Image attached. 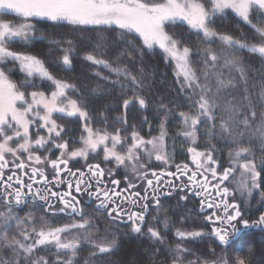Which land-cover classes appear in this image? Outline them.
I'll return each mask as SVG.
<instances>
[{
  "label": "snow or ice",
  "instance_id": "1",
  "mask_svg": "<svg viewBox=\"0 0 264 264\" xmlns=\"http://www.w3.org/2000/svg\"><path fill=\"white\" fill-rule=\"evenodd\" d=\"M226 10H231L251 25L259 40L249 43L231 34L218 32L213 25L217 18L226 14ZM254 12L264 15V0H0V13L18 18H0V250L6 246L13 253L11 260L0 258V264H79L78 257L85 245H91L92 251L84 264H93L91 257L110 255L117 247L116 233L105 229L103 237L98 235L99 229L94 228L92 220L85 214V208L81 206L83 197L95 201L96 211L106 213L114 223L130 224L131 231L138 234L143 231L146 217L153 211L159 213L166 210L162 198L176 191L181 193V200L188 199L189 193L200 197L201 211L212 210L204 219L220 225L211 231L222 244L228 243L229 229L233 232L237 230L238 219L247 226L249 221L242 219L240 206L230 202V198L234 200L230 187L224 185L239 169L240 178L236 183L241 193L251 195L254 189L261 188L264 173V80L254 101L248 90L246 68L238 56L226 53V50L244 49L264 58V27L252 23ZM40 21L79 28L93 26L119 30L121 36L132 37V40L126 41L132 50H136L133 43L136 37L148 49L158 46L165 58L176 62L180 88L182 91L190 90L187 99L193 102L195 108V112L179 113L183 124L181 135L196 145L198 126L208 124L215 128L216 110L219 108L221 137H230L238 145L234 152L229 153L230 166L218 171L215 145L210 144L206 145V151L198 150L197 146L188 147L195 169L185 163L175 164V170H171L173 157L167 151L166 119L160 123L159 135L148 139L132 125L131 143H128L129 135H121L122 132L128 133L127 127L116 128L113 132L106 127L94 129L87 104L69 95L76 92L74 84L57 78L37 55L12 49L15 43L30 44ZM185 24L198 35L202 34L204 40L210 43L219 41L224 46L218 51L211 48L206 50L202 75H198L193 67L191 48L182 46L181 41L169 32L171 26ZM52 43L63 53L57 62L70 68L74 58L73 41ZM62 44L67 47H60ZM103 46L100 44L97 48ZM221 55L224 56L222 65ZM84 59L116 77L110 80L109 75L102 76L98 70L96 75L101 79L119 85L122 90H133L131 97L123 99L122 107L125 110L133 103H138L141 108L147 107L146 99L136 91L144 87L142 74H134L119 62L114 66L104 58L102 51L86 53ZM8 62H12L13 66L18 65L25 74L20 84L11 78L12 69L6 66ZM224 67L238 73L243 82L244 96L240 102L224 100L221 95L230 87L237 86L234 77L223 78L221 69ZM37 78L41 82H50L53 90H39L41 84L35 82ZM29 87L37 90H22ZM257 104L262 106L258 121ZM166 107L161 103L162 110ZM61 114L78 116L84 121L86 135L80 137L81 147L70 150L69 141L63 139L65 128L57 122L58 118H62ZM117 122L127 125V119L123 116ZM142 123H148L147 117ZM241 126L245 131H237ZM246 133L249 146L240 143ZM254 142H258L262 150L259 163L251 146ZM118 146L123 150H118ZM101 147L103 162L114 161L117 169H125L123 187L120 179H105L106 173L108 177H114L112 169L102 168L101 163H87L89 154L99 155L97 150ZM53 150L59 154L52 159L47 154H39ZM25 153L26 160L31 164L21 159V154ZM8 156L13 158L12 170L5 178V170L9 167ZM75 158L85 160L86 171H73L69 167V161ZM153 161L159 162V170L152 167ZM46 165H50L51 179L45 172ZM129 169L133 174L131 177L127 175ZM61 185H66V189L53 190V186L59 189ZM29 196L33 204L37 200L44 201L53 217L65 213L79 219L57 226L44 215L37 221L31 211L21 217L16 209ZM54 202L61 207L57 208ZM221 211L222 215L219 214ZM163 223L167 227V219ZM254 223L264 224V214ZM13 229L18 232L19 238L16 235L9 238ZM147 234L151 239L163 243L161 232L155 227L149 226ZM176 236L181 240H195L202 238L203 233L177 229ZM41 251L43 254L37 255ZM184 251L180 245L176 246L172 264H184ZM49 254L54 258L50 259ZM188 264L196 262L188 261ZM222 264L229 262L224 259ZM236 264H246V261L237 258Z\"/></svg>",
  "mask_w": 264,
  "mask_h": 264
},
{
  "label": "trees",
  "instance_id": "2",
  "mask_svg": "<svg viewBox=\"0 0 264 264\" xmlns=\"http://www.w3.org/2000/svg\"><path fill=\"white\" fill-rule=\"evenodd\" d=\"M0 18L5 20H17L13 15L0 13ZM252 23L257 27H264V15L254 12L251 16ZM218 32L231 34L236 39L245 40L249 43L257 42L259 36L255 29L248 23L237 17L231 10H226V14L217 18L213 25ZM37 31L34 39L30 44L15 43L12 49L16 51H24L37 55L42 59L49 70L57 77L68 81L76 86V92L73 96L84 101L90 111L97 114L111 111V117L116 110V106L124 116L129 119L140 120L141 122L147 117L148 123L144 124L143 130L147 133L160 132V123L162 120L167 121V150L172 155L177 154V151L182 150L187 146L185 140L183 143L179 138L171 136L176 135L183 130V124L179 119L180 112H195L193 102L188 100V89L181 90L178 83V69L165 58V55L157 48L148 49L143 46L142 40L136 37L133 43L136 45V50H132L130 45L126 43L132 40L131 36H121L119 30L103 28H95L89 26L87 28H79L68 24H54L50 21H40L37 24ZM170 34H174V38L181 41V45L191 48V58L193 67L198 75L203 72V60L206 50L211 48L218 51L224 47L219 41L210 43L203 39L202 34H197L188 26L173 25L169 28ZM73 41L74 58L70 68H65L57 61L62 57L63 53L52 43V41ZM103 44V48H97V45ZM60 47H67L62 44ZM102 51L104 58L108 59L115 66L117 62L121 66H127L134 74H142L144 78V87L137 89L146 99L147 107L141 108L138 103H133L127 110L122 107L123 99L131 97L133 90H122L119 85H114L111 82L105 81L96 75L99 70L101 75H109L110 80H115L114 74H110L107 70L97 69L90 62L84 59L86 53ZM240 58L241 63L248 72V90L255 101L258 98L260 85L264 80V58L258 54H253L244 49L226 50L229 53ZM224 56L221 55L220 64L222 65ZM12 69L11 78L20 84L25 79V74L19 70V66H13L12 62L6 65ZM221 69L224 73L223 78L227 79L230 76L235 78L238 93L241 95V100L244 96V85L240 81L238 73L231 71L228 67ZM142 70V71H141ZM231 71V73H230ZM182 80V77L180 78ZM37 84H41L39 90L50 92L54 86L50 82H41L38 78L35 80ZM255 85V87H253ZM31 92L33 88L22 89ZM232 90V89H231ZM221 94H224L222 92ZM228 100L234 99L231 95ZM161 103L166 105V109L160 108ZM261 105H256L258 113L257 121L259 120V112ZM217 118L214 121L215 128H211L208 124L198 126L197 145L202 149H206V145L214 144V154L223 164L228 163V155L233 152L238 145L232 142L230 137L222 138L220 135V115L221 110H216ZM116 115V114H115ZM237 131H245L241 126ZM241 145L249 146L247 133L241 138ZM253 152L257 163H259L262 155L261 146L258 142L252 145ZM262 183L259 191L262 196L255 200L256 204L260 203L264 206V173L261 177ZM170 221L167 227L160 221H155L149 226L155 227L161 232L163 243L155 241L147 234L146 226L142 233L132 232L130 229H123L110 225L106 220L87 213L94 225L95 229H99L98 235H105L104 230L115 232L117 238V247L110 254L103 257H91L93 264H172L174 249L177 245L183 248L184 264L188 261H195L200 264L204 261L227 259L229 264H236L237 258L244 259L246 264H264V230H255L240 235L230 245L222 246L204 229L200 222V217L194 212L174 207L170 210ZM177 229L186 231H201L202 238L195 240L189 238L181 240L176 236ZM104 232V233H103ZM6 247V246H5ZM3 248L4 251L8 248ZM92 251L91 245H85L78 257L79 264H84L85 259H89V254ZM43 252H38L37 255H42ZM49 258L52 259L51 254ZM220 258V259H219Z\"/></svg>",
  "mask_w": 264,
  "mask_h": 264
},
{
  "label": "rangeland",
  "instance_id": "3",
  "mask_svg": "<svg viewBox=\"0 0 264 264\" xmlns=\"http://www.w3.org/2000/svg\"><path fill=\"white\" fill-rule=\"evenodd\" d=\"M155 48H157L160 52L163 53V51L161 49H159L158 46H156ZM167 59L169 61H171V63L177 68L176 62L174 60H172L171 58H167ZM223 69H226V68H223ZM230 73H231V71H230ZM223 92H224V94H221V95L223 96L224 100H228L229 96L231 95L234 99H236L235 102H240L241 101V95H240V93H238V89L234 90V88L230 87L229 89H227V90H225ZM69 95L73 96L71 93H69ZM73 98H78V97L73 96ZM116 108L117 109L113 111V113L116 114V115L115 114L113 115L114 117L110 116V115H112L111 111L102 112V113L97 114V113H95L93 111H90V109L88 108L89 113H90V115L92 117L91 126L94 129H97V128L104 129L106 127L109 132H113L116 128L127 127L128 130H129L128 133L122 132L121 135H129L128 143H131L130 132H131V126L132 125H135L136 129L138 131H140L141 135L144 136L146 139L150 138L151 136L159 135V132L147 133L146 131L143 130L144 124H142V122L140 120L136 121L134 119H129L126 116H124L123 112H120V110L118 109V106H116ZM122 116L126 117L127 125H123V124L117 122L118 118H120ZM61 117L62 118H58L57 119V122L59 124H61L65 128V131H64V133H62V136H63V139L69 141L70 150L73 149V148L81 147L82 143L80 141V137H81V135H86V133H84V130H83L84 129V121L81 120L78 116L67 117V116H63V114H61ZM30 131H34V129H30ZM181 132L182 131H179L176 135L171 136V137L181 139L182 143L185 140V143L187 144V146H186L187 148L185 147L183 150L186 151V153H187L186 155L189 157V159H191V155L186 150V149H188V147L197 146L198 150H201V151H206L207 150V149H204V148L202 149L197 144L193 145L191 143V141L186 140L181 135ZM41 134H45V133L42 132ZM166 145H167V139H166ZM118 150L122 151L123 149L120 146H118ZM97 152L99 153V155H96L94 153H90L88 161H92V160L99 161L106 168L112 169L113 172H117V173L122 172V175L125 176V174H126L125 173V169L123 167L117 169L116 166H115V162L114 161H112V162H103V149H102V147L99 148L97 150ZM169 155L171 156L172 154L169 153ZM214 157L217 159L218 171H222L224 167H229L230 166V163H229L230 157H229V155H228V158H229L228 159V163L226 165L223 164L215 154H214ZM73 160H77V161H80V162H85V160L82 159V158H75ZM175 164H177V163H175V161L173 160V166L172 167H174ZM157 166L160 167L159 162L153 161L152 167L155 168ZM194 167H195V165H194ZM127 175L130 176V177L133 175L131 173L130 169L128 170ZM239 178H240V170L237 169L236 173H234V177H230V180L228 182H225L226 185L228 187H230V189L232 191V197H234V199L238 200V202L240 203V205H242V207L245 210V212L255 211V212L261 213L262 211H264V206L261 203L259 205H257L256 202H255V200H257L258 198H260V196H262V193L259 191V189H254L252 191L251 195H249L247 192L241 193V191L238 189L237 183H236V180H238ZM180 195H181V193H178L176 195L177 198H174V204L175 205H173V207L178 205L179 202L183 201V200L180 199ZM165 209H166L165 211H161L159 213H156V215H157L158 221H160V223L164 224L163 221L165 219H167L168 224H169V221H170V213L169 212H170V210H169V207H166V206H165ZM255 230H264V229H262V228L251 229V231H255ZM104 232H105V230H104ZM102 235H100V236H102ZM12 256H13V253H12V250L10 248H8V250L6 249L4 251V253L2 251H0V258H3L4 260H11ZM217 262H219V264H222L223 259H221V260L204 261V262H202L200 264H217Z\"/></svg>",
  "mask_w": 264,
  "mask_h": 264
},
{
  "label": "flooded vegetation",
  "instance_id": "4",
  "mask_svg": "<svg viewBox=\"0 0 264 264\" xmlns=\"http://www.w3.org/2000/svg\"><path fill=\"white\" fill-rule=\"evenodd\" d=\"M187 148V147H186ZM184 149V148H183ZM180 150L177 151V154L175 155H171L173 157V160L175 161V163L177 164H185L187 163L191 168L195 169L194 164H192L191 159H189V157L186 155V151L185 150ZM187 150V149H186ZM39 154H41L42 156L47 154L49 156L50 159L55 158L59 153L57 150H53L51 153H44L43 151H41ZM172 154V153H171ZM186 155V156H185ZM26 156L27 154H21V159H25L26 163L31 164V162L26 160ZM9 159V167L8 169L5 170V178L7 175L11 174V170H12V160L13 158L11 156L7 157ZM16 163H19V161H16ZM86 162H80L77 160H70L69 161V167H71L73 169V171H75L76 169H81L86 171V168L84 167ZM87 163H101L99 161L96 160H92V161H87ZM101 167L106 168L102 163H101ZM157 170H159V166L155 167ZM171 170H175L174 167L171 168ZM30 171V169H29ZM45 172L46 174L49 175V179H51V175H50V165H46L45 166ZM19 174V172H18ZM114 177H108L107 173L105 176V179H111V178H116V179H120L122 181L121 187L124 186V175H122V172H114ZM25 180L27 181V177H25ZM215 183V181L213 182ZM37 186H42V185H37ZM224 186H227L226 183ZM66 189V185H61L59 189H56L53 186V190L56 191H62ZM231 190V189H230ZM0 191H2V189H0ZM180 193L179 191L174 192L171 196H166L162 198V203L164 204V206L169 207V210H171V208L173 207L174 204V198H177V194ZM175 195V196H174ZM212 195L214 196L215 193L213 192ZM219 199V198H217ZM199 200L200 197H197L191 193L188 194V199L183 200L181 202H179L178 205H176L175 207H179L181 209L184 210H188L191 212H194L196 215H198L200 217V222L203 224L204 229L207 230V232L222 246H228L231 243H233L240 235L245 234L247 232H251V229H259L262 228L264 229V224H259V223H254L256 221L259 220L261 213L252 211V212H245V210L243 209L242 205H240V203L238 202V200L236 199H232L230 198V202H234L237 203L240 206L241 212H242V219H246L249 221L248 225L245 226L242 222H237V230L233 232L232 229H229V239H228V243L227 244H222L218 238L212 233L211 229L213 227H219V224H213L209 221H206L204 219V217L209 214L212 210L211 209H205L203 211L200 210L199 207ZM56 204V207H61V205H59L58 202H54ZM82 207L85 208V214L89 213L92 215H97L98 217L100 216L101 218H103L104 220H106L110 225L112 226H116V227H121L123 229H130V224L126 223V222H120V221H116L115 223L113 221H111L108 217L106 213H101L99 211L95 210V201L93 200H89L87 197H83L82 198ZM174 208V207H173ZM135 210V209H133ZM16 211L19 213V215L21 217L25 216L26 214H28L30 211L34 214L35 218L37 219V221L39 220V217L41 215L46 216L49 220H52L57 226H61L64 223H70L72 221V219H79L78 217H70L65 213H59L57 214L55 217H53L52 215V211L48 209V205L44 202V201H39L37 200L35 202V204H33L32 201V197L29 196L25 199L24 203L21 204ZM157 212L153 211L151 213V215H149L148 217H146V224L143 228V231L146 230L145 227L151 225L153 222L158 221V219L153 220L152 217H157L156 215ZM219 214H223L222 211ZM12 235H16L19 238V234L18 232L13 229L10 233H9V238H11ZM4 248V247H3Z\"/></svg>",
  "mask_w": 264,
  "mask_h": 264
},
{
  "label": "water",
  "instance_id": "5",
  "mask_svg": "<svg viewBox=\"0 0 264 264\" xmlns=\"http://www.w3.org/2000/svg\"><path fill=\"white\" fill-rule=\"evenodd\" d=\"M262 214H264V212H262ZM262 214H261V215H262ZM261 215H260V216H261Z\"/></svg>",
  "mask_w": 264,
  "mask_h": 264
}]
</instances>
